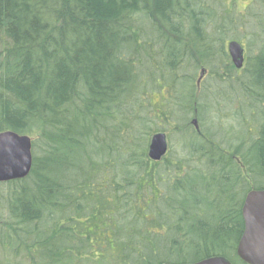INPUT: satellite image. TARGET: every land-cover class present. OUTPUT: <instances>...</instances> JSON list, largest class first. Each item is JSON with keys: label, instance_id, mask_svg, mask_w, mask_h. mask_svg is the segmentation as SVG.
<instances>
[{"label": "trees", "instance_id": "obj_1", "mask_svg": "<svg viewBox=\"0 0 264 264\" xmlns=\"http://www.w3.org/2000/svg\"><path fill=\"white\" fill-rule=\"evenodd\" d=\"M263 34L264 0H0V133L33 141L30 175L0 183V264H245ZM158 133L177 148L154 162Z\"/></svg>", "mask_w": 264, "mask_h": 264}, {"label": "water", "instance_id": "obj_2", "mask_svg": "<svg viewBox=\"0 0 264 264\" xmlns=\"http://www.w3.org/2000/svg\"><path fill=\"white\" fill-rule=\"evenodd\" d=\"M228 53L237 70L245 64V49L241 43L231 41ZM205 73L202 72L201 79ZM193 125L199 130L197 121ZM32 138L13 131L0 133V183L23 180L33 168ZM165 133L155 134L150 142L148 156L159 162L168 153ZM244 233L237 247V255L245 264H264V189L250 191L242 208ZM193 264H231L223 257H212Z\"/></svg>", "mask_w": 264, "mask_h": 264}, {"label": "rangeland", "instance_id": "obj_3", "mask_svg": "<svg viewBox=\"0 0 264 264\" xmlns=\"http://www.w3.org/2000/svg\"><path fill=\"white\" fill-rule=\"evenodd\" d=\"M235 2V5H236V8L239 12L243 11L249 4L252 0H229L230 3ZM264 36V34H263ZM243 47L245 48V54H246V58L249 56V49H248V46L246 44V42H243L242 43ZM259 49L261 50L263 47L261 46V44H259ZM250 51L252 53H255L256 52V47L255 46H250ZM169 142V146L172 148V150H176L177 146H176V143L175 141L172 142V140H168Z\"/></svg>", "mask_w": 264, "mask_h": 264}, {"label": "flooded vegetation", "instance_id": "obj_4", "mask_svg": "<svg viewBox=\"0 0 264 264\" xmlns=\"http://www.w3.org/2000/svg\"><path fill=\"white\" fill-rule=\"evenodd\" d=\"M246 60H247V58H246ZM246 60H245V64H246ZM242 70V69H241ZM240 71V70H239Z\"/></svg>", "mask_w": 264, "mask_h": 264}]
</instances>
